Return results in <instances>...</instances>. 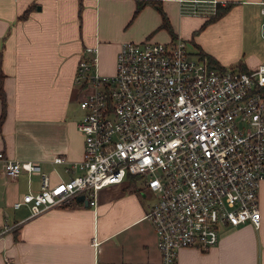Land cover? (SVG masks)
<instances>
[{
	"label": "crops",
	"instance_id": "crops-1",
	"mask_svg": "<svg viewBox=\"0 0 264 264\" xmlns=\"http://www.w3.org/2000/svg\"><path fill=\"white\" fill-rule=\"evenodd\" d=\"M258 1L0 0L6 96L0 151L37 162L52 182L68 178V163L52 158L62 155L70 162L82 156L77 121L83 91L74 75L85 47L97 46L102 74L114 73L122 42H169L177 36L218 65L239 63L248 70L264 62L259 48L264 16ZM139 3L143 5L137 11ZM225 3H231L230 8L204 24L213 7ZM164 18L170 30L161 25ZM1 168L0 161V264L160 263L154 228L145 217L155 194L139 188L135 179L101 188L95 207L75 197L68 206L32 215L28 206L12 204L24 192L38 190L40 176L23 173L8 179ZM259 210L258 227L249 222L222 226L217 244L207 250L181 248L177 264H264V179Z\"/></svg>",
	"mask_w": 264,
	"mask_h": 264
},
{
	"label": "built area",
	"instance_id": "built-area-1",
	"mask_svg": "<svg viewBox=\"0 0 264 264\" xmlns=\"http://www.w3.org/2000/svg\"><path fill=\"white\" fill-rule=\"evenodd\" d=\"M258 3L264 16V0ZM84 52L74 75L83 91L77 121L82 156L70 162L54 156L52 162L68 163L71 175L52 182L37 162L0 151L6 178L40 176L39 189L12 206H28L34 215L83 195L95 207L101 188L131 177L155 194L145 217L156 235L158 264H177L184 247L207 250L222 226L258 227L264 62L248 70L218 69L180 36L122 42L112 74L98 71L97 46Z\"/></svg>",
	"mask_w": 264,
	"mask_h": 264
},
{
	"label": "trees",
	"instance_id": "trees-1",
	"mask_svg": "<svg viewBox=\"0 0 264 264\" xmlns=\"http://www.w3.org/2000/svg\"><path fill=\"white\" fill-rule=\"evenodd\" d=\"M142 5H143V3H139L136 10L138 11ZM230 6H231V3H225L224 5L216 4L215 11H214L213 15H211L204 22V24H206L208 22H211V21L215 20L216 18L220 17L221 15H223L230 8ZM161 25L163 27H166L168 30H170V26L167 23V19L166 18L163 19V22H162ZM207 57H208L210 65L212 67H215V68H218V69H224L225 68V66L218 65L211 56H207ZM236 66L240 70H245L244 66L239 64V63ZM3 78H4V73H3L2 69H1V66H0V99H1V104H2V112H1V115H0V121L2 120V118L4 116L5 108H6V96H5V91H4V88H3Z\"/></svg>",
	"mask_w": 264,
	"mask_h": 264
},
{
	"label": "rangeland",
	"instance_id": "rangeland-1",
	"mask_svg": "<svg viewBox=\"0 0 264 264\" xmlns=\"http://www.w3.org/2000/svg\"><path fill=\"white\" fill-rule=\"evenodd\" d=\"M187 44H188V48L189 49H191L192 50V44H191V42H189V41H187ZM259 48L260 49H263V52H264V43H263V45H259ZM231 65H226V67H230ZM117 184H119V183H117ZM111 185H113V184H111ZM110 186V185H109Z\"/></svg>",
	"mask_w": 264,
	"mask_h": 264
},
{
	"label": "water",
	"instance_id": "water-1",
	"mask_svg": "<svg viewBox=\"0 0 264 264\" xmlns=\"http://www.w3.org/2000/svg\"><path fill=\"white\" fill-rule=\"evenodd\" d=\"M77 197H78V199L83 200L85 204H87V201L83 195H78Z\"/></svg>",
	"mask_w": 264,
	"mask_h": 264
}]
</instances>
